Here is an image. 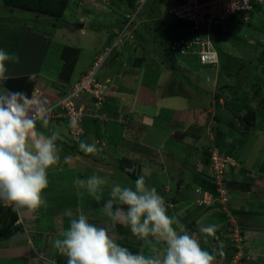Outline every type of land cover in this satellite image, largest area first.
I'll return each mask as SVG.
<instances>
[{
  "label": "rangeland",
  "instance_id": "374dc122",
  "mask_svg": "<svg viewBox=\"0 0 264 264\" xmlns=\"http://www.w3.org/2000/svg\"><path fill=\"white\" fill-rule=\"evenodd\" d=\"M73 1L70 0L64 19L57 22L46 16L5 7L0 0V48L12 55L9 73L33 75L49 86L65 77L73 82L92 67L96 52L103 55L107 48L113 47L121 32L117 25L123 23L121 15L126 14L127 0H83L78 5ZM136 1L141 3L134 13H137L134 24V31L138 28L137 34L125 51L116 53L114 50L102 62L99 77L104 84L111 81L107 85L106 103L100 109L94 105H89L88 109L84 143L95 144L100 151L89 154L90 158L79 157L75 167L68 161L65 163L63 157L75 158L71 149L74 144L69 139L67 127L61 126L57 131L65 141L58 142L61 151L58 166L76 168L77 175L73 169L65 173L70 181H77L80 173L88 177L93 174L104 176L122 185H134L135 180L128 172L137 178L143 175L149 186L156 187L170 200L167 202L170 211L185 231L197 236L205 250L212 252L215 249L222 253L216 256L215 264H264V257H259L264 252L260 253L255 246V242L264 245V8L248 14V24L231 27L234 35L228 33L222 37V49L237 58L236 61L224 60L220 66L209 68L200 66L196 56L171 54L170 43L187 34L186 30L180 29H171L167 34L168 12L176 7L178 0ZM63 21L68 25L64 26ZM55 23H59V27H55ZM140 59L142 62L138 64ZM238 71L246 72L247 76L237 90ZM173 74L183 86L177 84L173 88L169 79ZM159 77H166L168 87L175 94L182 87L193 90V99L198 101L193 106L183 96L187 93L178 92L180 94H172L161 103L160 98H156L158 102L154 107L172 103L180 113L162 110L152 119H138L139 115L133 117L131 106L140 112H154L151 110L153 92L161 79ZM259 87L261 91L255 94ZM217 94H221L220 109L216 107ZM247 104L257 112L258 120L256 127L245 134L238 117L246 114ZM173 115H176L175 120ZM189 120L194 121V126L182 133L186 127L183 121ZM155 125L171 132L176 130L173 131L175 137L167 139L169 133L160 129L151 139H146L150 135L149 126ZM161 143L164 144L160 147L164 152L163 159L161 153L158 154L159 149L155 148ZM79 145H76L77 149H80ZM121 148L125 151L120 152ZM103 150H108L105 153L108 155L103 154ZM210 150L220 153L222 150L224 157L234 164L229 163L225 169L223 177L229 180L232 190H225L227 196L222 203L216 201L223 197L222 194L214 197L197 186L206 176L216 181V175L212 174V158L210 161L207 158ZM129 159L133 164L122 170L121 165ZM134 164L135 167L131 168ZM206 193L213 197L207 203L204 201ZM174 199L178 204L172 203ZM5 207L17 212L19 220L25 209L13 203ZM210 224L216 226L224 242L213 245L209 237L205 239L199 232L201 225ZM140 246L141 243L136 242L126 247L135 252ZM146 249L145 254H150L151 248ZM5 261L1 258L0 264Z\"/></svg>",
  "mask_w": 264,
  "mask_h": 264
},
{
  "label": "clouds",
  "instance_id": "9594fccd",
  "mask_svg": "<svg viewBox=\"0 0 264 264\" xmlns=\"http://www.w3.org/2000/svg\"><path fill=\"white\" fill-rule=\"evenodd\" d=\"M10 62L11 53L0 48V203L38 211L46 204L49 174L61 162V136L50 128V114L59 105L45 106L39 90L28 95L9 89ZM79 147L85 154L100 151L95 144L81 142ZM63 160L66 163L69 157ZM76 184L97 203L103 201L101 211L108 226L95 223L83 211L68 212L69 226L55 240L67 264H215L216 250H205L197 236L178 224L171 206L156 187L146 184L143 175L134 185L96 174L78 178ZM118 224L142 241V247L152 248V253L133 252L113 239L110 232ZM216 231L214 224L199 227L205 239L214 237ZM157 244L162 247L157 249Z\"/></svg>",
  "mask_w": 264,
  "mask_h": 264
},
{
  "label": "crops",
  "instance_id": "0c3cea01",
  "mask_svg": "<svg viewBox=\"0 0 264 264\" xmlns=\"http://www.w3.org/2000/svg\"><path fill=\"white\" fill-rule=\"evenodd\" d=\"M128 47L123 46V51H125L126 48ZM100 54H101L100 52L98 53L96 52L94 61L97 60L101 56ZM89 70L90 68H88L84 73H82L78 80H80ZM18 73L20 72H17L16 75H12L11 73H9V75L10 77L29 76L31 78H35V76L33 75H29V74L22 75ZM159 78L161 79L158 82L155 92H153L155 96L152 101L153 108L151 110H153L154 112H151V113H144L142 111L140 112V110H137V109L133 110V107L131 106L130 112L132 113L133 117L136 115H139L138 119H144V118L152 119L153 117H157L159 115V112L162 110L171 111L170 113H174V112L180 113L179 109L174 107L172 103L165 107H161V108H158L157 106L154 107L155 102L156 103L158 102L156 101V98L158 97L160 98L159 100L161 103L165 101L166 99H169L172 94H174V96H177L176 94L187 93V95H183V96H186V99L190 101L191 105L194 106V102L198 101L196 99H193V97L195 96L193 94L194 92L193 90L188 89L190 91L189 92L187 90H184V88L182 87V89L178 91L180 93L177 92L175 94L172 91V89L168 87V84L166 83V80H167L166 77L165 78L159 77ZM170 78H171L170 81H172L171 83H173L174 85L173 88H176L177 84L183 86V84L179 82L178 79L175 78L174 74L170 76L169 79ZM73 82H76V81H73ZM56 84L54 85V87L59 89L60 87H62L61 85H63V82L62 83L60 82L59 85H56ZM140 93L141 91L138 90V94ZM171 115L172 114H170V116ZM175 117L176 115H173L172 119L175 120ZM191 121L190 120L188 122L183 121V125L186 124L185 125L186 129L184 128V130H182L183 131L182 133H185L187 129H190L192 126H194L195 124L194 121L192 122ZM174 123L175 121L172 123L173 126H174ZM156 126L157 125L149 126L148 132L150 135L146 136V139L148 140L151 139L153 136V133L155 131L157 133L160 132V129H165L169 133L167 139L175 137V133H173V131H176V130H173L171 132L167 128L156 127ZM58 129H61V127L55 126V130L57 131ZM60 136H61V140L65 139L63 138V135H60ZM162 145L164 144L161 143L160 145L155 147L159 149L158 154L161 153L160 154L161 159L164 158L163 156L164 152L163 151L161 152V149H160ZM122 151H125V149L121 148L120 152ZM106 152H108V150L102 151L103 154H105ZM128 152H131V155L133 154L130 149H128ZM73 154H75L74 155L75 158L72 156H69V158L70 157L71 158L68 160V164L73 165V166L76 164L79 157L81 159L82 157L90 158L91 156L89 154H85L79 148L76 151H73ZM105 155H108V154H105ZM131 164L127 166V169L130 168L129 166H131ZM136 165L138 166L139 164H136ZM73 166L71 167H69L68 165H62V167L58 166L56 169H53L50 172L49 174V181H50L49 186L50 187H48V189L45 192L46 194L45 195V201H46L45 206H43L38 211H31L26 208L22 210V214L20 215V220L16 225V228L13 232V236L7 242L0 244V259L2 258L6 260L5 264H67V258L64 256H61L58 253L55 247V240L57 238H60V234L64 230H66L67 227L69 226L70 218L67 215L68 212H72L73 214H78L79 212L83 211L87 213L95 223L100 224L102 226H108L107 218L103 216L102 211H101L102 207L101 206L98 207L97 202L91 196H89L86 192H84V190L78 188L75 179L70 181L68 177L65 176V173L67 171L69 170L72 171V169L73 170L76 169L74 168L75 166L74 167ZM134 167H135V164L131 168H134ZM75 174L76 175L78 174L77 170L75 171ZM78 177L79 179H86L88 176H83L79 173ZM146 184L149 186L148 183ZM47 192H51V194H48ZM160 194L166 199V202L170 201L167 199V197H165L164 193L162 194L160 192ZM105 198H107V196ZM172 203L178 204L173 201ZM174 206L177 207V205H174ZM62 221H63V224L60 223ZM110 234L113 237V239H115L119 244L125 247L128 244L134 245L136 242H140L141 243V246L139 247L140 251H144L145 253H147L146 251L147 249L145 247H142L143 242L138 240L135 236H133L132 233L129 231V229L125 228L123 225L118 224L114 229H111ZM255 244H256L255 246L258 247V251L260 253H263L264 245L260 243L257 244V242H255ZM156 248L159 249L158 246H156ZM151 253H152V248H151ZM259 257H264V255L259 256Z\"/></svg>",
  "mask_w": 264,
  "mask_h": 264
},
{
  "label": "built area",
  "instance_id": "2783aa9c",
  "mask_svg": "<svg viewBox=\"0 0 264 264\" xmlns=\"http://www.w3.org/2000/svg\"><path fill=\"white\" fill-rule=\"evenodd\" d=\"M257 6L264 7V0H178L176 7L169 10L168 14L170 17L175 16L187 21L190 26L180 28V30L187 31L186 37L170 43L171 54L196 56L202 66L218 67L220 56L215 44L216 39L229 33L228 25L231 20L233 21V17L240 16L243 12H254ZM136 15H127L130 21L124 30L118 34L113 47L107 48L104 54L102 53L104 56L101 55L93 63L92 68L79 82L69 87L64 97L51 100L43 91L39 90L42 93L40 98L45 106L59 105L50 114V120L61 123L65 121L68 124V133L73 144L79 145L85 136L84 120L89 117V101H93L90 102V106L94 105L97 109L106 103L107 85L111 81L107 80L104 84L98 71L111 52L114 50L121 51L127 40L134 39L135 27L133 28V22ZM212 161L214 164V173L212 174L216 175V183L219 186L218 192L223 196L222 201L221 199L215 200L222 203L227 196L225 194L226 189L223 187L225 169L229 163L234 164H232V160L224 157L217 150L213 151ZM208 195L206 193L204 196L206 203L212 201L213 198L212 195L209 197ZM0 204L10 206V203Z\"/></svg>",
  "mask_w": 264,
  "mask_h": 264
},
{
  "label": "trees",
  "instance_id": "16d2710c",
  "mask_svg": "<svg viewBox=\"0 0 264 264\" xmlns=\"http://www.w3.org/2000/svg\"><path fill=\"white\" fill-rule=\"evenodd\" d=\"M161 1H164V0H161ZM2 2H3V5L5 7H9V8H13V9H19V10H23V11H28V12L34 13V14H36L38 16H46V18H52L53 20H55L57 22L64 19L65 14L69 10V4H70V0H2ZM78 3H79V0L73 1L74 5H78ZM127 3H128V7H126L127 8L126 14H122L121 15L122 19H124L123 23H120L119 25H117V26H119V29H121V31L124 30L125 26L130 21V18H128L127 15H135L134 13L137 11L139 6L141 5V3H139V2L137 3L136 0H127ZM177 4H178V1H177ZM263 8L264 7H262V6H257L255 8V11H261V10H263ZM247 16H248V12H243L239 17L238 16L233 17L232 18L233 21L231 20V22L228 25L229 34H231V35L235 34L234 33V29L231 28V27H234L236 25H246V24H248L247 21H246V17ZM167 19H168L167 20V24L169 26V28L167 30V34H168V32L171 29L175 30V31L176 30L179 31V29L181 27H183V26H186V27L190 26V23H188L185 20H181L179 18H176L175 16L168 17ZM135 21L133 22V25L135 24ZM63 25L65 26V25H68V24H67L66 21H63ZM54 26L55 27H59V23H55ZM137 29L138 28H136V30L134 31V37H135V34H137L136 33ZM129 43H130L129 40L126 41L125 46H128ZM215 44H216V47H217V50H218V53H219V56H220V62L223 63L224 60H227V62H229V63L236 61L237 58H235L234 56H231L229 53L225 52L222 49V38H217L216 41H215ZM116 53H118V52H116ZM141 62H142L141 59L138 60V64H141ZM199 65L202 66L201 64H199ZM230 67L231 66H229V68ZM91 68L92 67H90V69ZM209 68H213V67H209ZM232 68H234V67H232ZM239 69H237V70H239ZM244 73H246V72H239V71L236 72V75L238 77L237 80L239 82L238 83L239 84L238 87L236 86L237 90L239 89L240 85L243 83L244 78H246V76H247V73L245 75H243ZM86 74H87V72H86ZM66 78L67 77L59 79L57 81L58 84H56V85H59L60 82L61 83L63 82V85H61L62 87H60L59 89L54 87V85L53 86L52 85L49 86V84L48 85L43 84V83L38 81V78H31L29 76L11 77V79H9L7 81V85L6 86L9 89H11L12 91H22V92L27 93L28 95H31L34 89L35 90H41V91L44 92V94L49 99L56 100L59 97H64L67 94L69 87L72 84L77 83V82H79L82 79L81 78L80 80H78L76 82H72V81L70 82V81H67ZM226 87L231 88L232 86H226ZM260 91L261 90H260V87H259L256 90L255 94H258V92H260ZM232 93H237V92H233L232 91ZM220 98H221V94H217L216 98H215V102H216V107L218 109L221 108ZM88 104L90 105V103H88ZM106 107H107V105H106ZM245 107L248 109L246 114L243 117H238V118L240 119L241 125L243 126V132L245 134H248V133H250L253 130V128L256 127L258 116H257V112L255 110H253L252 108H250V106L248 104ZM105 111H106V108H105ZM87 119H89V118H86L84 120L85 129L87 128V124H86ZM67 125L68 124L65 121H63L61 123L59 121L55 122L53 120H50V126H51L50 128H52L53 130H55V126L56 127L57 126H59V127L64 126L65 128L67 127V129H68ZM86 135L87 134H85V136L83 137V139H82L83 141L82 142H84L85 139L87 138ZM71 149H72V151H76L77 150L76 144L71 146ZM221 153H222V150H221ZM212 154H213L212 150H210L207 153V158H208L209 161L212 158ZM227 156H229V155H227ZM128 161L125 160L124 164L121 165V169L122 170H126L127 166L130 165L131 163H133V161L131 159H129ZM128 175L131 176L134 180L137 179V177L134 175V173L128 172ZM203 180H204V182H202V183L198 182V185H197L200 188H202V192H210V193L214 194L213 195L214 197H218L220 195L219 192H218L219 186L216 183L215 179L213 178L212 180H210L209 176H206L205 179H203ZM180 184H181V181L178 183L179 187L181 186ZM223 187L227 191H231L232 190L230 188L231 187V183L227 179L223 180ZM239 191H241V190H239ZM173 202L177 203L178 200L174 199ZM102 205H103V201H101L100 203H97L98 207H100V206L102 207ZM218 206H219V204H218ZM18 220H19V217L17 215V212H15L11 207H5L2 204H0V244L4 243V242H7L8 240L11 239V237L13 236V232H14V230L16 228ZM209 240H210V243L213 244V245L216 244V242H224L223 236L221 237L219 232H217V231H216V234H215L214 237H209ZM139 250L140 249L137 248L135 250V252H138ZM219 254L221 255V253L217 250L216 251V256L219 255Z\"/></svg>",
  "mask_w": 264,
  "mask_h": 264
}]
</instances>
